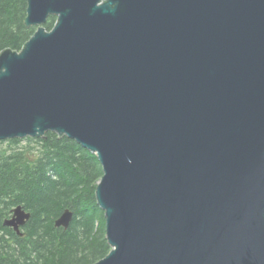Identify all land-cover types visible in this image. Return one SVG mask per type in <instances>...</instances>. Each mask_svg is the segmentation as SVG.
I'll list each match as a JSON object with an SVG mask.
<instances>
[{
	"label": "water",
	"instance_id": "obj_1",
	"mask_svg": "<svg viewBox=\"0 0 264 264\" xmlns=\"http://www.w3.org/2000/svg\"><path fill=\"white\" fill-rule=\"evenodd\" d=\"M25 23L0 54V140L98 156L112 249L93 264H264V0H28Z\"/></svg>",
	"mask_w": 264,
	"mask_h": 264
},
{
	"label": "trees",
	"instance_id": "obj_2",
	"mask_svg": "<svg viewBox=\"0 0 264 264\" xmlns=\"http://www.w3.org/2000/svg\"><path fill=\"white\" fill-rule=\"evenodd\" d=\"M28 0H0V54L20 51L37 27H28ZM57 17H49L51 30ZM40 145L31 155L22 139L0 141V264H93L112 249L106 236L105 212L96 188L104 171L95 153L76 140L48 132L28 137ZM22 206L31 218L19 234L4 225L14 208ZM66 209L74 213L68 229L55 226Z\"/></svg>",
	"mask_w": 264,
	"mask_h": 264
},
{
	"label": "rangeland",
	"instance_id": "obj_3",
	"mask_svg": "<svg viewBox=\"0 0 264 264\" xmlns=\"http://www.w3.org/2000/svg\"><path fill=\"white\" fill-rule=\"evenodd\" d=\"M35 27H37V26H35ZM28 137H26V138H18V139H22V142H21V145H20V149H23V148H25L24 146H29V145H31L34 149L33 150H31V148H29V153L31 154V155H33V156H35V155H39V150H40V145H38L35 141H33L31 144H29V142H28V139H27ZM8 146H9V144L6 142V143H2V144H0V148L1 149H7L8 148Z\"/></svg>",
	"mask_w": 264,
	"mask_h": 264
},
{
	"label": "bare ground",
	"instance_id": "obj_4",
	"mask_svg": "<svg viewBox=\"0 0 264 264\" xmlns=\"http://www.w3.org/2000/svg\"><path fill=\"white\" fill-rule=\"evenodd\" d=\"M20 51H21V50H20ZM49 132H53V131H49ZM47 133H48V132H47ZM54 133H56V132H54ZM56 134H57V133H56ZM58 135H59V134H58ZM45 136H46V135H45ZM45 136H44V137H45ZM59 136H60V135H59ZM30 137H31V136H30ZM44 137H37V138H44ZM60 137H62V136H60ZM12 139H16V138H12ZM5 140H8V139H5ZM0 141H2V140H0ZM20 206H21V205H20ZM16 208H17V207H16ZM14 209H15V208H14ZM14 209H13V210H14ZM12 216H13V211H12V215H11V217H10V218H7L6 220L11 219ZM6 220H5V221H6ZM5 221H4V225H6V224H5ZM6 226H8V225H6Z\"/></svg>",
	"mask_w": 264,
	"mask_h": 264
}]
</instances>
